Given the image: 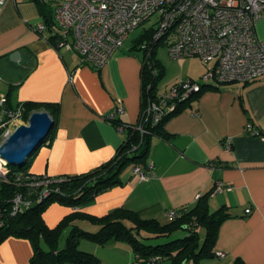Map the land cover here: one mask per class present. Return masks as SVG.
Returning <instances> with one entry per match:
<instances>
[{
    "label": "crops",
    "instance_id": "obj_1",
    "mask_svg": "<svg viewBox=\"0 0 264 264\" xmlns=\"http://www.w3.org/2000/svg\"><path fill=\"white\" fill-rule=\"evenodd\" d=\"M50 8L54 15L56 6ZM41 21L40 0L0 3V96H7L14 108L31 100L59 103L53 135L27 159L31 172L50 177L86 173L112 159L127 136L107 118L119 98L125 112L118 118L127 125L139 120L144 55L123 45L96 68L81 63L75 50L57 49L50 41L53 28L36 30ZM255 31L264 39V15ZM15 51L16 60L11 58ZM205 73V66L190 68L170 81L201 79ZM164 129L168 138L151 140L150 178L140 181L133 169L127 170L121 183L98 193L81 210L101 216L124 207L166 223L170 210L195 205L223 182L225 188L210 196V211L226 205L231 216L221 223L215 245L225 256L213 264H234L238 258L244 264H264V76L247 84L207 85ZM226 138L232 149L225 147ZM59 204L48 218L44 214L45 220L62 219L77 209ZM247 208L252 212L246 213ZM76 223L91 231L99 228L86 219ZM81 242L98 253L101 244ZM33 253L28 238L10 236L0 244V264H23L24 259L28 264Z\"/></svg>",
    "mask_w": 264,
    "mask_h": 264
},
{
    "label": "built area",
    "instance_id": "obj_2",
    "mask_svg": "<svg viewBox=\"0 0 264 264\" xmlns=\"http://www.w3.org/2000/svg\"><path fill=\"white\" fill-rule=\"evenodd\" d=\"M5 0H0L4 3ZM49 2L51 0H44ZM53 35L57 49L75 50L81 63L103 66L112 53L121 48L131 31L159 14L153 41L168 39L170 55L175 58L198 56L207 70L201 79L185 78L164 92L158 91V100H149L133 127L142 132L149 118L158 123L162 117L177 110L180 100L201 93L207 85L239 82L251 83L264 76V39L258 38L255 26L264 15V0H56ZM48 25L41 21L36 30L43 32ZM144 47L150 45L144 44ZM152 49H149L150 54ZM7 96H0V146L18 127L24 108L19 105L7 108ZM125 112L122 99L107 118L122 133L127 125L118 116ZM198 113V112H197ZM20 126V125H19ZM224 145L232 149V140ZM153 165L148 168L135 165L134 175L143 181L153 175ZM10 162L0 155V179L8 180ZM16 180L30 187L45 185L38 201L51 194L50 176L19 172ZM225 188L217 182L211 195ZM33 191L20 192L13 198L12 213L17 214L34 204ZM252 209L247 208L246 213ZM170 220L177 216L176 209L169 211ZM3 220L0 218V227ZM218 257L225 252L216 251ZM155 262V259H152Z\"/></svg>",
    "mask_w": 264,
    "mask_h": 264
},
{
    "label": "trees",
    "instance_id": "obj_3",
    "mask_svg": "<svg viewBox=\"0 0 264 264\" xmlns=\"http://www.w3.org/2000/svg\"><path fill=\"white\" fill-rule=\"evenodd\" d=\"M40 4L46 24L49 28H54V15L48 2L40 0ZM155 30L156 28H151L138 38L142 43L148 39L146 45H150L149 48L144 45L140 47L144 51L141 111L146 109L149 100H158V84L165 74V67L155 52L161 41L152 40ZM56 39V35L50 36L53 44ZM138 48L136 43L131 49L137 51ZM149 49H152L150 54ZM199 94L194 93L180 100L177 110L162 117L158 123H153L149 118L144 122V132L129 124L127 136L115 156L94 170L77 175L51 177L52 180L48 183L51 194L42 201H38V198L45 188L44 184L32 188L15 178L19 172L35 174L29 170L30 162H10L11 172L8 180L0 179V218L3 220L0 227V244L10 236L30 239L34 253L28 264H103L96 254L79 248L82 239H90L102 245L111 240L127 242L131 245L136 259L149 264L163 259H169L170 264H201L204 259L217 257L215 245L219 227L231 215L227 212L226 205L214 212L210 211L209 200L214 187L202 194L195 205L176 209L177 216L166 223L157 218H143L138 211L124 207H118L101 216L81 210L98 193L121 183L128 163L148 168L152 137L168 138L169 133L164 129L165 122L185 109ZM20 105L24 108L23 119L28 122L33 112L44 108L49 110L54 119V125L46 136V139H49L56 127L59 103L31 100ZM6 107L14 108L8 102ZM256 133L262 134L260 131ZM28 190L33 191L32 199L35 204L13 214V198L17 193ZM55 201L77 209L51 227L46 223L44 210L49 203ZM78 219L89 220L99 225V228L96 231L87 230L76 223ZM68 227H71V230L66 244L60 246L63 232ZM202 229L205 231L204 238L201 235ZM181 231H185V235L176 237ZM162 238L166 240L159 243L148 242ZM42 241L46 247L42 245ZM152 259H155V262H152ZM234 264H244V261L238 258Z\"/></svg>",
    "mask_w": 264,
    "mask_h": 264
},
{
    "label": "rangeland",
    "instance_id": "obj_4",
    "mask_svg": "<svg viewBox=\"0 0 264 264\" xmlns=\"http://www.w3.org/2000/svg\"><path fill=\"white\" fill-rule=\"evenodd\" d=\"M55 3H56V0H51L48 2V4L50 6H53V7H54V5L56 6L57 3L56 4ZM158 20H159V14H155L149 20L144 22L142 25H140L139 27H137L133 31H131L127 40L124 43V47L129 49V48H132L134 46V44L137 43L139 46V48L136 49L137 53H139L141 56H143L144 51L140 47H142L145 43H147L148 39L147 40L145 39L144 42L142 43V42L138 41V38H140V36H142L144 33H146L147 30H150L151 28H156L158 25ZM155 52H156V57L162 62V64L165 67V74L158 84V88H159L160 92H164L166 89H170V87L173 84H175L176 82H179L180 80L185 79V78L177 79L176 81H173L171 83L170 80H171V77L173 75H177L179 77V75H181L187 69L198 68L200 66H203V67L205 66L206 70H207V65L198 56H191V57H184V58L172 57L170 55V51H169L168 39H163L158 44V46L156 47ZM23 124L27 125V124H29V122L26 120H22L18 123L17 126L23 125ZM134 166L135 165L133 163H131V162L128 163L124 169V172H126L127 170H130V169H133ZM59 205H60L59 202H56V201L49 203L44 210L45 216L47 215V218H48V213H50L52 211V209H55L57 206L61 207ZM59 220L57 219V217H56V219H55V217H54V219L52 217H50L48 220H46V222L47 223L50 222L52 224L51 226H53ZM70 230H71V227H68L63 232V235H62L61 240H60V246H63L64 244H66L67 237L70 234ZM184 235H185V231H181V232L177 233L175 236L178 237V236H184ZM201 235H202V238L205 237L204 229L201 230ZM165 240H166L165 238L157 239V240L153 239V240H148V242L159 243V242H163ZM84 241H87V240H84ZM113 241L114 240H112V242H109L110 244L107 243L105 245L97 244V245H99L98 253L96 251H94L93 249H90L86 244H84L85 242H83V243L81 242L82 244L81 243L79 244V248L81 250H85V251L92 252V253L96 254L101 259L103 264H149V263L143 262L141 260H137L131 245L128 244L127 242L117 240V243H116ZM42 245L46 247V244L44 241H42ZM95 246H96V244H94V247ZM23 259L24 258H22L21 260H23ZM217 262H220V259L215 257V258H211V259H204L201 261V264H213V263H217ZM23 264H25V259H24ZM69 264H76V263H69ZM154 264H170V260L169 259H163V260H161L157 263H154Z\"/></svg>",
    "mask_w": 264,
    "mask_h": 264
},
{
    "label": "water",
    "instance_id": "obj_5",
    "mask_svg": "<svg viewBox=\"0 0 264 264\" xmlns=\"http://www.w3.org/2000/svg\"><path fill=\"white\" fill-rule=\"evenodd\" d=\"M18 56L19 52L15 51L11 58L16 60ZM53 125L54 119L48 111L33 112L29 124L18 126L0 146V155L12 163L25 162L42 144Z\"/></svg>",
    "mask_w": 264,
    "mask_h": 264
}]
</instances>
